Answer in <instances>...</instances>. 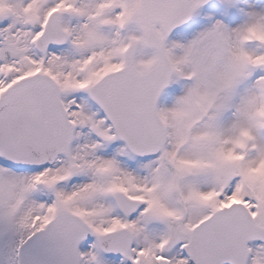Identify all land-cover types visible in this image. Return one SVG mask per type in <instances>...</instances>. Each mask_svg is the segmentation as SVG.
<instances>
[{
  "label": "snow or ice",
  "instance_id": "1",
  "mask_svg": "<svg viewBox=\"0 0 264 264\" xmlns=\"http://www.w3.org/2000/svg\"><path fill=\"white\" fill-rule=\"evenodd\" d=\"M0 264H264V0H0Z\"/></svg>",
  "mask_w": 264,
  "mask_h": 264
}]
</instances>
